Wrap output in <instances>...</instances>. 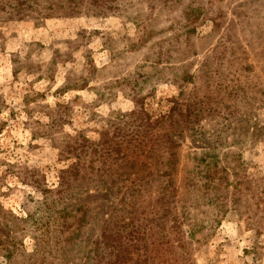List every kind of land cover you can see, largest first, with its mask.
I'll return each mask as SVG.
<instances>
[{
  "label": "rangeland",
  "instance_id": "1",
  "mask_svg": "<svg viewBox=\"0 0 264 264\" xmlns=\"http://www.w3.org/2000/svg\"><path fill=\"white\" fill-rule=\"evenodd\" d=\"M163 1L0 0V264H33L38 243L52 255L35 226L63 206H87L90 223L68 255L45 263H86L100 218L129 215L116 187L68 189L62 176L74 161L69 137L116 134L136 100L155 142L161 127L177 129L176 205L188 212L192 263L264 264V0H179L148 19L139 11ZM187 3L201 14L186 20ZM153 145L138 159L161 158ZM212 164L223 169L214 183L204 177ZM151 207L134 215L147 219Z\"/></svg>",
  "mask_w": 264,
  "mask_h": 264
},
{
  "label": "trees",
  "instance_id": "2",
  "mask_svg": "<svg viewBox=\"0 0 264 264\" xmlns=\"http://www.w3.org/2000/svg\"><path fill=\"white\" fill-rule=\"evenodd\" d=\"M178 1L164 0L155 6L147 3L142 5L139 11L145 12L146 19L155 18L159 12L170 9V3ZM48 7L53 11V7ZM198 11L190 8L187 3L183 16L188 20L195 12L201 14L200 7ZM200 21L203 22L202 19ZM190 30L189 33L195 32L196 28ZM150 35L148 32L147 37ZM135 102L136 108L130 113L119 114L122 118L119 122L123 126L116 134L111 132L110 126L101 130L96 140H90L85 136L69 137L68 152L74 155L72 158L74 161L62 176L66 188L74 187L75 181L80 182L79 185L85 191L88 189L114 191L116 187L121 191L119 202L124 204L125 208H131L129 215H126L127 211L118 215L115 209L107 214V218H100L99 233L91 242L93 246L89 249L88 261L84 264H193L191 260V252L194 250L193 238L186 234L185 229L188 228L186 224L188 212L181 213L176 205L180 195V188L176 184L179 161L176 157L178 144L172 135L176 134L177 129L170 123L173 120H170V127H161L160 141L155 142L153 124L143 106H140L137 100ZM169 117L170 114L167 118ZM161 119L164 120V117ZM130 123L136 132L134 135L128 134L127 137L125 127ZM153 143H159L161 158L156 156L152 159L145 155L146 158L139 160L140 155L157 148L158 145ZM217 167L212 164L211 168L207 166L204 169V177L212 183L223 170L220 168L218 170ZM220 177L221 175L218 178ZM217 185L220 187L219 182ZM211 187L210 185L208 189ZM213 189L218 188L213 185ZM57 192L64 193L59 190ZM213 199L218 200L220 196L216 198L214 195ZM143 203L152 206L149 211L151 216L147 219L146 216L134 215V209ZM72 210L78 214L72 213ZM58 213L53 223L44 222L40 226H35L42 235L40 241L52 240L53 251L52 255L51 252L45 254L43 248L45 244L38 243L39 248L35 251L34 258H30L33 264H49L44 262L45 257L56 258L59 249L61 256L68 255L72 235L90 223L89 208L85 205L73 209L63 206ZM69 218L72 222H69ZM128 224H132V228L127 230ZM63 233H68V236L60 239L59 236ZM61 243L71 244L66 248Z\"/></svg>",
  "mask_w": 264,
  "mask_h": 264
}]
</instances>
